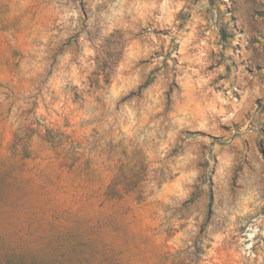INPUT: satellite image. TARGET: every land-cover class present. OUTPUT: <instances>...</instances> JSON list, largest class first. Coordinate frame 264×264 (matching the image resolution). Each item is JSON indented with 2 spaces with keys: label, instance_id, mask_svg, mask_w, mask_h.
Here are the masks:
<instances>
[{
  "label": "rangeland",
  "instance_id": "rangeland-1",
  "mask_svg": "<svg viewBox=\"0 0 264 264\" xmlns=\"http://www.w3.org/2000/svg\"><path fill=\"white\" fill-rule=\"evenodd\" d=\"M55 264H264V0H0V245Z\"/></svg>",
  "mask_w": 264,
  "mask_h": 264
},
{
  "label": "trees",
  "instance_id": "trees-1",
  "mask_svg": "<svg viewBox=\"0 0 264 264\" xmlns=\"http://www.w3.org/2000/svg\"><path fill=\"white\" fill-rule=\"evenodd\" d=\"M41 257L32 252L25 251L24 245H15L5 248L0 245V264H55L43 263Z\"/></svg>",
  "mask_w": 264,
  "mask_h": 264
}]
</instances>
